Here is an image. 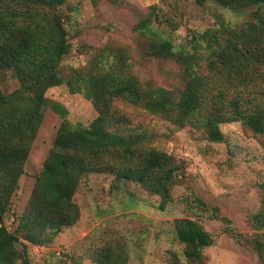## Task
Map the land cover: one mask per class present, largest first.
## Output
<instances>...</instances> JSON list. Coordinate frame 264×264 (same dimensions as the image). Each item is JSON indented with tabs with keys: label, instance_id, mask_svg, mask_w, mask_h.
Listing matches in <instances>:
<instances>
[{
	"label": "rangeland",
	"instance_id": "obj_1",
	"mask_svg": "<svg viewBox=\"0 0 264 264\" xmlns=\"http://www.w3.org/2000/svg\"><path fill=\"white\" fill-rule=\"evenodd\" d=\"M153 6L159 16L153 28L159 33L169 31L176 45L220 22L240 27L255 21V9L232 11L213 1L198 6L193 0H68L59 8L70 44L62 71L90 69L97 57L108 68L117 59L121 75L135 79L141 89L162 88L177 94L183 87L179 68L171 61L151 58L146 39L134 29L145 18L155 21L150 16ZM166 18L172 19V25ZM257 70L261 74L257 89L264 92V63ZM18 86L11 70L0 71L5 94ZM46 97L65 106L72 125L88 126L97 116L89 101L70 94L64 85L50 88ZM112 108L108 131L143 134L149 141L145 147L173 159L176 184L169 198L163 204L138 184L117 185L108 173L88 175L73 195L77 222L53 236L48 232L51 241L39 244L41 232L25 226V214L61 124L47 107L4 217L8 231L22 244L13 249V264H102L107 254L121 255L124 264H190L185 246L174 235L175 222L182 218L198 221L214 239L194 264H261L252 241L263 231L255 227L252 217L262 202L264 134H255L241 122L222 123L224 142L215 143L207 139L200 123L177 126L127 99L114 100Z\"/></svg>",
	"mask_w": 264,
	"mask_h": 264
},
{
	"label": "trees",
	"instance_id": "obj_2",
	"mask_svg": "<svg viewBox=\"0 0 264 264\" xmlns=\"http://www.w3.org/2000/svg\"><path fill=\"white\" fill-rule=\"evenodd\" d=\"M67 1L0 0V71L11 70L19 83L8 94L0 88V264L4 260L13 264V249L22 245L8 231L4 217L47 107L61 124L25 214V226L41 232L39 244L50 242L52 233L77 222L73 195L88 175L108 173L117 185L138 184L163 204L169 198L176 184L171 156L145 147L149 141L143 134L108 131L116 99H127L177 126L200 123L207 139L215 143L224 142L222 123L241 122L255 134H264V92L257 89L261 79L257 69L264 63V0H193L198 6L213 1L232 11L255 9L252 17L257 23L250 20L233 27L220 22L218 27L193 32L179 45L169 31L159 33L153 28L159 23L157 7L150 12L155 21L145 18L137 23L134 29L146 39L148 55L179 68L183 87L177 94L162 88L141 89L135 79L121 75L117 59L106 68L102 57H97L90 69L71 68L64 73L61 61L70 44L59 8ZM166 22L172 25L173 21L166 18ZM60 85L91 103L97 116L88 126L72 125L65 106L46 97L50 88ZM260 191L261 206L252 222L263 232L253 238L252 245L264 264V181ZM174 235L185 246L190 264L201 261L203 249L214 243L204 227L190 218L175 222ZM101 262L124 264L119 254L104 255Z\"/></svg>",
	"mask_w": 264,
	"mask_h": 264
}]
</instances>
